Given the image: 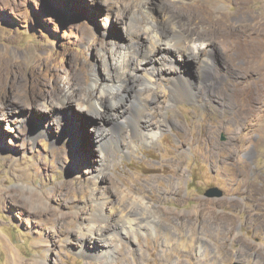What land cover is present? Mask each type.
<instances>
[{
    "label": "rangeland",
    "instance_id": "1",
    "mask_svg": "<svg viewBox=\"0 0 264 264\" xmlns=\"http://www.w3.org/2000/svg\"><path fill=\"white\" fill-rule=\"evenodd\" d=\"M247 3L0 0V264H264V0ZM164 17L194 45L181 84L171 69L149 86L148 119L161 127L144 143L125 120L81 111L75 94L135 117L148 85L124 72L122 56L135 54L125 33L164 35ZM100 164L99 186L114 200L142 197L152 222L114 227L103 262L81 252L76 234L92 217L85 191ZM29 191L45 215L70 217L42 225L21 195Z\"/></svg>",
    "mask_w": 264,
    "mask_h": 264
},
{
    "label": "bare ground",
    "instance_id": "2",
    "mask_svg": "<svg viewBox=\"0 0 264 264\" xmlns=\"http://www.w3.org/2000/svg\"><path fill=\"white\" fill-rule=\"evenodd\" d=\"M239 3L244 6H248L247 0H239ZM261 18L264 19V16L262 15ZM164 22L170 24L169 31H167L164 35H160L157 32L148 33L147 31L132 26H130V28L127 29L125 33L131 48H133V50L135 51V54L132 57L130 56L131 58L127 59H125L124 57L126 54L122 56L123 62L126 63L124 72L132 76L135 80L143 79V81L148 85L144 93H141L140 95V104L142 105V108L138 111V114L135 117L133 116L132 119L126 121L132 114L130 115V112H128L127 108L122 104H115L113 102L114 104H110L108 106V109L106 110V108H104L103 106V100L101 99V97H96L95 100L89 102L87 98L90 97V94L84 95L81 92H77L75 94V96L80 97L78 106L81 111L93 113L94 115L99 116L101 119L104 116H107L109 118L113 117L116 121L120 119L123 121L125 120V125L127 124L126 126H129L130 129L135 130L134 132H136L140 140L144 143H149L150 141H152V139H154L158 134V131L161 127V125H157L156 127L152 126L148 119V117L150 116H148V110H150L149 104L152 101V92L149 86H154L162 76L164 77L163 74H168V71L170 72L171 69H174L176 72H178V77L172 78L173 84H181L180 81L183 76L181 72H179L180 63L189 59V48L191 46L193 47L194 45V43H192V40L187 37L183 31L177 28V26L179 25H176L173 19H171L170 17H164ZM122 58L120 59V56L116 57L115 55L113 57V63H122ZM177 78L179 81H177ZM184 88L185 90L191 91L190 86H187L186 83ZM171 97L174 98L173 95H171ZM110 138L111 136L106 128L95 131V142L97 145V149L101 155H103L104 152L103 146L110 141ZM121 144L122 142L119 143V145ZM103 164H100L94 173H90V187L88 188V191H85L86 195L88 196L90 207L93 210L91 212L92 217L87 222L85 220H80V222L77 223L76 228V234H78L80 239L79 243L83 248L81 252L83 254H86L88 252H90V254L93 253V255H95L93 257L98 260L100 259L101 261L104 257L106 258V256L108 258L110 257L108 250L113 243H108L112 239L109 237V234L113 232L112 229L114 227L117 226L121 229L119 233H127L132 230L141 229V226L138 225L139 222L148 224L152 223L150 221L151 216H145L146 214H144V212H148V215H151V210H149V206L144 202V199L142 197L130 196L124 198V196L126 195L119 196L120 194L115 191L117 197L116 200H114L115 196H112L114 195L113 192L109 191L107 188L104 189L99 186L101 177H104L103 172L105 170V164ZM241 171L243 170H238L237 172L240 173ZM0 191L3 192V189H1ZM21 195L26 197L28 203L27 206L30 209H35L36 214L43 215L47 218V221H44L42 225L45 224L51 226L52 222H54L55 220L59 221V218H61V220H66L68 217H70V215L68 214H61L60 217L58 216L57 218V215L54 211L52 215H45L49 211L46 210V207L42 203L43 199L40 192L29 191V193L25 192ZM136 208H141L143 210L141 211L142 213H138ZM109 225V229L111 230L107 233ZM133 225L136 226L132 227ZM51 228H53V226H51ZM64 232L68 231L64 230ZM118 236L119 234L115 236L114 240H117ZM92 241L93 243L95 241L98 242L97 244L92 245L93 248H95L93 249L95 251L90 249L89 251H85L84 247L86 246V244H90L92 243ZM184 244L186 245V243ZM15 259L17 260V258ZM28 262L26 260V264H36L34 262Z\"/></svg>",
    "mask_w": 264,
    "mask_h": 264
},
{
    "label": "water",
    "instance_id": "3",
    "mask_svg": "<svg viewBox=\"0 0 264 264\" xmlns=\"http://www.w3.org/2000/svg\"><path fill=\"white\" fill-rule=\"evenodd\" d=\"M222 140H224V137H222ZM211 190L207 192V195H211ZM218 195H220V192L218 193ZM233 264H238V263H233Z\"/></svg>",
    "mask_w": 264,
    "mask_h": 264
}]
</instances>
